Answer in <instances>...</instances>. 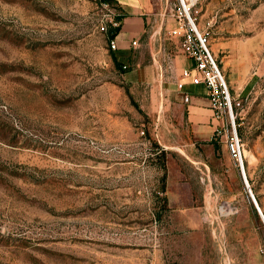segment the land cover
<instances>
[{
  "label": "rangeland",
  "instance_id": "374dc122",
  "mask_svg": "<svg viewBox=\"0 0 264 264\" xmlns=\"http://www.w3.org/2000/svg\"><path fill=\"white\" fill-rule=\"evenodd\" d=\"M106 1L0 0V264H264V220L226 143L158 117L134 53L101 30L122 14ZM151 1L144 41L173 51L179 0ZM188 1L264 214V0Z\"/></svg>",
  "mask_w": 264,
  "mask_h": 264
},
{
  "label": "crops",
  "instance_id": "0c3cea01",
  "mask_svg": "<svg viewBox=\"0 0 264 264\" xmlns=\"http://www.w3.org/2000/svg\"><path fill=\"white\" fill-rule=\"evenodd\" d=\"M115 2L123 13L121 30L117 35L119 52L123 57H129L134 53L132 58H135L136 66L131 71L130 78L151 87L150 96L153 99L155 95L159 118L166 117L175 124H187V128L193 133L194 142L211 139L217 123L213 119V111L209 108L208 90L204 84H194L191 78L183 77V69L193 68L194 61L182 52L179 38L169 36L176 48L170 50L172 56L170 60H165L167 58L164 52H161L160 46L166 43V37L162 42L159 39V42L155 36V47L150 42V48L144 41V36L148 32L152 1L115 0ZM175 26L176 24L173 27ZM133 41L137 43L134 44ZM193 72L195 73V70ZM181 81L184 83L183 90L178 87ZM185 93L191 96L188 103L184 102Z\"/></svg>",
  "mask_w": 264,
  "mask_h": 264
},
{
  "label": "built area",
  "instance_id": "2783aa9c",
  "mask_svg": "<svg viewBox=\"0 0 264 264\" xmlns=\"http://www.w3.org/2000/svg\"><path fill=\"white\" fill-rule=\"evenodd\" d=\"M103 4L110 8L111 4L108 1ZM190 9L191 6L188 0H179L178 8L174 13L176 26L169 31L170 36L179 38L182 52L194 61V67H185L182 75L183 77L191 78L194 84H204L207 87L210 105L213 110V119L217 123L215 135L222 138L226 143L231 157L235 161L238 170L242 173L247 190L264 220L263 212L258 202L255 201V195L246 176L245 146L238 134L229 85L210 46L207 30L199 26L197 17L191 14ZM120 14V12L112 11L110 18L101 23V30L108 32L110 29L121 26V19L118 18ZM117 35L110 38L113 49L118 46ZM133 43L136 44L137 41H133ZM161 49L164 50V56L167 58L165 60H170L172 56L166 44L162 43ZM123 67L127 68L128 65L124 64ZM193 70H195V73ZM178 87L183 90L184 83L182 81L179 82ZM190 101V94L185 93L184 102L188 103Z\"/></svg>",
  "mask_w": 264,
  "mask_h": 264
},
{
  "label": "trees",
  "instance_id": "16d2710c",
  "mask_svg": "<svg viewBox=\"0 0 264 264\" xmlns=\"http://www.w3.org/2000/svg\"><path fill=\"white\" fill-rule=\"evenodd\" d=\"M107 1H115V0H107ZM122 17H123V13L118 16L119 19H122ZM120 30H121V26L112 29L111 34L109 35L110 38H113L115 35H117L120 32ZM113 55H114L115 60H117V58H118L117 54H115V52H113ZM116 63L119 67L122 66L121 63H119L117 61H116Z\"/></svg>",
  "mask_w": 264,
  "mask_h": 264
},
{
  "label": "bare ground",
  "instance_id": "6f19581e",
  "mask_svg": "<svg viewBox=\"0 0 264 264\" xmlns=\"http://www.w3.org/2000/svg\"><path fill=\"white\" fill-rule=\"evenodd\" d=\"M246 151V150H245ZM257 200V199H256ZM259 205V204H258ZM261 208V207H260ZM263 214V213H262ZM264 215V214H263Z\"/></svg>",
  "mask_w": 264,
  "mask_h": 264
},
{
  "label": "water",
  "instance_id": "95a60500",
  "mask_svg": "<svg viewBox=\"0 0 264 264\" xmlns=\"http://www.w3.org/2000/svg\"><path fill=\"white\" fill-rule=\"evenodd\" d=\"M255 201L257 202L256 197H255Z\"/></svg>",
  "mask_w": 264,
  "mask_h": 264
}]
</instances>
